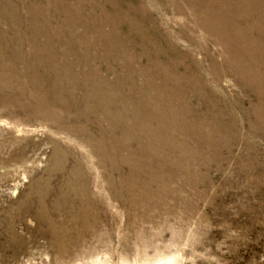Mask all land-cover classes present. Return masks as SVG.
<instances>
[{"label": "bare ground", "instance_id": "obj_1", "mask_svg": "<svg viewBox=\"0 0 264 264\" xmlns=\"http://www.w3.org/2000/svg\"><path fill=\"white\" fill-rule=\"evenodd\" d=\"M159 9L190 24L171 27ZM209 39L220 52L206 49ZM227 75L254 97L248 108L220 84ZM225 97L264 126V0H0V111L48 123L49 158L60 171L73 150L58 137L71 136L108 185L116 174L125 188L165 191L177 174L197 173L190 167L202 155L219 157L233 118L221 108ZM78 171L43 191L50 203L39 198L36 219L58 255L90 215Z\"/></svg>", "mask_w": 264, "mask_h": 264}, {"label": "rangeland", "instance_id": "obj_2", "mask_svg": "<svg viewBox=\"0 0 264 264\" xmlns=\"http://www.w3.org/2000/svg\"><path fill=\"white\" fill-rule=\"evenodd\" d=\"M157 14L171 27L190 24L169 9ZM177 42L188 45L184 37ZM207 42V50L220 52L219 44ZM210 61L202 58L204 73ZM237 83L231 75L220 81L248 108L254 97ZM231 102L221 101L233 118L226 120L228 139L218 141L219 157L202 155L190 167L197 173L177 174L165 191L148 193L120 186L116 174L109 186L88 147L71 136L58 137L73 150L60 171L49 158L48 123L0 111V264H264V126ZM72 168L84 173L90 215L70 230L68 254L58 255L36 215L40 199L52 200L43 191L64 187Z\"/></svg>", "mask_w": 264, "mask_h": 264}]
</instances>
